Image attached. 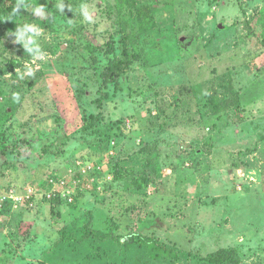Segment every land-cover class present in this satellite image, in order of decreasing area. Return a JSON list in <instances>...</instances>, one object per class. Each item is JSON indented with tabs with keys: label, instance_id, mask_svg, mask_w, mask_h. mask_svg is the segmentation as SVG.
I'll use <instances>...</instances> for the list:
<instances>
[{
	"label": "rangeland",
	"instance_id": "1",
	"mask_svg": "<svg viewBox=\"0 0 264 264\" xmlns=\"http://www.w3.org/2000/svg\"><path fill=\"white\" fill-rule=\"evenodd\" d=\"M19 2L0 38V264L167 263L126 249L131 233L181 264L231 246L239 264H264V0ZM122 17L136 58L104 85ZM236 96L213 113L212 99ZM69 134L42 160L6 148L54 149ZM76 177L73 202L28 199L32 185L40 196L49 178ZM87 221L112 237L81 238Z\"/></svg>",
	"mask_w": 264,
	"mask_h": 264
},
{
	"label": "trees",
	"instance_id": "2",
	"mask_svg": "<svg viewBox=\"0 0 264 264\" xmlns=\"http://www.w3.org/2000/svg\"><path fill=\"white\" fill-rule=\"evenodd\" d=\"M20 4L21 3L19 2V0H17L16 2L11 1L10 5H4L2 7L0 12V38L3 36V34L6 31L13 28ZM116 6L120 11H125L129 7L133 6V2H131V0H116ZM125 21L127 22L128 19L123 18L119 22V27L121 32V37L119 40L120 54L103 69L100 75L102 83L104 85L117 82L120 79V77L126 72V70L129 69L132 62L136 58L134 53L135 39L131 31L127 28ZM128 27H129V23H128ZM102 96H105V93H103ZM212 102H213L212 105L213 113L218 114L223 109L237 105L238 97L236 96V97L227 98L220 102L216 99H212ZM98 119L99 116L97 115L91 116V120H89L88 122L87 121L84 122L83 128L91 127L92 125H94L95 122L98 121ZM64 137L65 138L61 140V145L55 147L54 149L50 147H42V148L32 147L28 144L29 142L28 139H24V141L20 144L19 143L11 144L6 148L16 157L23 156L26 158H35L42 160L48 154H54V155L61 154L62 145L71 138V134L65 135ZM144 150L149 151L151 150V148L144 147ZM225 150L228 151L229 149L226 148ZM118 170L119 169L116 166L113 171L114 180H118L122 178L121 173ZM132 173H134V171L130 170V174ZM46 201L59 202L63 200H60L58 197H54ZM87 237H95L99 240H105L109 237L111 238L112 235L110 233H104L100 230L94 229L92 226H90L89 221H87V223L85 224V232L81 238H87ZM133 243L145 247L149 251L150 257L153 259L165 258L167 259L166 264H181L179 262L180 257L177 251L167 246L163 241H161L156 237L142 235L140 233H131L127 241L124 243V247L128 249L131 247V244ZM50 248L47 249L46 251L47 252L50 251ZM204 260H206L211 264H239L241 261V255L239 254V250L237 247L231 246L227 248H220L210 253H207L204 256ZM40 264H45V263L41 262Z\"/></svg>",
	"mask_w": 264,
	"mask_h": 264
},
{
	"label": "built area",
	"instance_id": "3",
	"mask_svg": "<svg viewBox=\"0 0 264 264\" xmlns=\"http://www.w3.org/2000/svg\"><path fill=\"white\" fill-rule=\"evenodd\" d=\"M92 168L91 164H87V169L90 172ZM86 171V170H84ZM58 181H55L54 178H49L47 180V191L42 193V197L45 199L50 200L51 198L58 197L59 199L73 202L75 199V193L74 191L79 187L80 185V179L76 177L75 179H72L71 181H64L60 178L57 179ZM59 185L60 187H57ZM87 187V186H86ZM68 188H75L74 191H67ZM34 187L29 188V195L28 199L32 198L35 195ZM20 198V197H19ZM22 198V197H21Z\"/></svg>",
	"mask_w": 264,
	"mask_h": 264
},
{
	"label": "crops",
	"instance_id": "4",
	"mask_svg": "<svg viewBox=\"0 0 264 264\" xmlns=\"http://www.w3.org/2000/svg\"><path fill=\"white\" fill-rule=\"evenodd\" d=\"M115 146V141L113 140H110V146L109 147H111V149H109L110 150V152H113L112 150V148ZM160 146H165L164 144H161ZM115 150V149H114ZM160 152H162V151H160ZM115 154V153H114ZM165 153L163 154V158H165ZM120 158H124V156H121V154H120ZM91 178H92V180H96L97 182H99V181H101L102 180V177H97V176H91ZM111 178L113 179V174H111ZM32 187H34L35 188V185H32ZM37 190H39L37 187H36V191ZM166 193V192H165ZM164 195V194H163ZM36 197V198H35ZM43 197L40 195V196H38L36 193H35V195L32 197V198H30L31 200L33 199V201L31 202V203H33L32 204V206L39 200V199H42ZM46 200H48V199H46ZM60 200H62V199H60ZM75 200V199H74Z\"/></svg>",
	"mask_w": 264,
	"mask_h": 264
},
{
	"label": "water",
	"instance_id": "5",
	"mask_svg": "<svg viewBox=\"0 0 264 264\" xmlns=\"http://www.w3.org/2000/svg\"><path fill=\"white\" fill-rule=\"evenodd\" d=\"M218 26H219L220 28L222 27V25H221V24H219Z\"/></svg>",
	"mask_w": 264,
	"mask_h": 264
}]
</instances>
